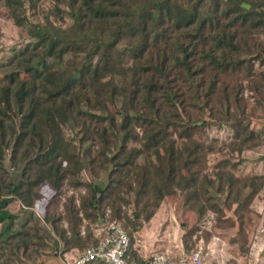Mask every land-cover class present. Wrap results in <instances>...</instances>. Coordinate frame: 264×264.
I'll use <instances>...</instances> for the list:
<instances>
[{
	"label": "trees",
	"instance_id": "16d2710c",
	"mask_svg": "<svg viewBox=\"0 0 264 264\" xmlns=\"http://www.w3.org/2000/svg\"><path fill=\"white\" fill-rule=\"evenodd\" d=\"M43 1L0 0L20 40L0 63V264L82 253L113 221L142 262L133 233L190 188L192 212L247 209L261 177L223 159L208 178L197 136L227 126L232 151L258 146L244 95L264 113V0H49L55 20L35 22Z\"/></svg>",
	"mask_w": 264,
	"mask_h": 264
},
{
	"label": "rangeland",
	"instance_id": "374dc122",
	"mask_svg": "<svg viewBox=\"0 0 264 264\" xmlns=\"http://www.w3.org/2000/svg\"><path fill=\"white\" fill-rule=\"evenodd\" d=\"M46 16L50 21L55 20L53 3L49 0L39 4L37 12L31 19L42 23ZM61 22L64 25L68 24L66 19ZM19 43L13 21L0 7V63L7 62ZM244 102L247 104L246 114L250 120V128L259 135L258 146L242 150L237 145L232 151L231 130L227 126H211L204 130L205 136H196L208 152L205 156H201L204 157L202 170L208 178L214 177L215 164L223 159L237 165V168L231 169V172L238 179L261 177L260 190L248 208L236 214L235 206L232 209L222 207V214H213L203 206L197 205L192 212L186 204L185 197L195 192V188L185 190L183 194L178 192L162 201L153 220H150L152 222H147L141 230L133 233L132 250L135 253L141 248V241L144 238L147 240L144 248L148 255L161 253L179 257L200 249L203 264H264V113L248 93L244 95ZM205 117L206 115L198 110H189L188 118L191 122L200 121ZM66 135L69 138L73 136L69 130H66ZM75 138L77 144L78 139L81 138L80 131H77ZM208 147L214 149L208 151ZM81 177L85 181L92 180L84 172H81ZM50 190L49 188L41 190L43 197L35 207L38 216H41L42 206ZM70 194L71 192L67 195ZM222 200L219 201L221 206ZM21 208V204L17 201L9 205V211L18 214L17 229L20 228L22 221H28L27 214ZM67 257L52 255V252L45 249L31 253L30 256H21V262L18 264H63L65 259H69V256Z\"/></svg>",
	"mask_w": 264,
	"mask_h": 264
},
{
	"label": "built area",
	"instance_id": "2783aa9c",
	"mask_svg": "<svg viewBox=\"0 0 264 264\" xmlns=\"http://www.w3.org/2000/svg\"><path fill=\"white\" fill-rule=\"evenodd\" d=\"M129 238L119 223L107 224L98 234V242L76 256L65 259L63 264H203L201 251L172 257L166 254H151L142 262L129 261ZM68 258L67 256H64Z\"/></svg>",
	"mask_w": 264,
	"mask_h": 264
},
{
	"label": "crops",
	"instance_id": "0c3cea01",
	"mask_svg": "<svg viewBox=\"0 0 264 264\" xmlns=\"http://www.w3.org/2000/svg\"><path fill=\"white\" fill-rule=\"evenodd\" d=\"M154 218V217H153ZM153 220V219H152ZM150 222H152V221H150ZM99 234V233H98ZM98 234H97V236H98ZM147 240H144V238H143V240L141 241V248L140 249H138V250H136L137 252H136V255H137V257L140 259V260H145L146 258H148L151 254H146L145 253V248L144 247H146V244H147V242H146ZM78 251L77 250H72L70 253H68V254H66L65 256H69V258H72V257H74V256H76L78 253H77ZM95 264H101V263H99V262H97V263H95Z\"/></svg>",
	"mask_w": 264,
	"mask_h": 264
}]
</instances>
